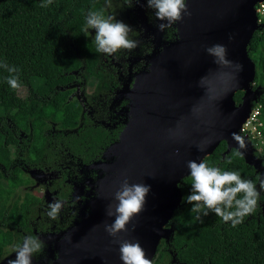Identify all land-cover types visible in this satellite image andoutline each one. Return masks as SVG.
I'll use <instances>...</instances> for the list:
<instances>
[{
	"label": "water",
	"instance_id": "water-1",
	"mask_svg": "<svg viewBox=\"0 0 264 264\" xmlns=\"http://www.w3.org/2000/svg\"><path fill=\"white\" fill-rule=\"evenodd\" d=\"M261 1L187 0L191 15L175 24V37L160 48L156 44L147 69L136 72L130 87L116 90L115 99L128 100L124 127L102 158L90 165L97 176L87 214L62 230L54 247L46 246V256L55 258L46 264H121L117 239L139 240L152 261L160 240L168 243L172 237L173 226L167 224L182 198L178 184L188 176L185 162L202 160L222 140V157L231 148L237 150L233 133L244 140L239 149L244 161L264 174L251 140L239 132L263 91L252 88L255 66L247 53L260 25L255 4ZM213 42L226 45L228 59L238 62V69L213 63L204 51ZM238 90L243 94L236 104L233 95ZM125 176L130 183L150 185V190L143 211L129 221V230L110 237L103 225L112 218L105 210ZM12 257L7 254L0 264Z\"/></svg>",
	"mask_w": 264,
	"mask_h": 264
},
{
	"label": "trees",
	"instance_id": "trees-1",
	"mask_svg": "<svg viewBox=\"0 0 264 264\" xmlns=\"http://www.w3.org/2000/svg\"><path fill=\"white\" fill-rule=\"evenodd\" d=\"M101 3L102 0H52L47 7H41L40 0H0V56L20 67L21 80L19 88L11 89L2 78L7 73L0 70V123H5V116L18 118V121L26 116L29 119L26 118L23 125L27 126L29 120L32 127H38L41 117L45 116L59 121L63 127L77 124L78 102L67 101L69 90H61L58 86L72 79H83L85 83L91 79L94 92L106 89L108 79L99 69V53L95 51L92 37L84 31L85 14L89 9H102ZM247 53L255 66L254 85L260 84L263 90L253 105H260L264 138L263 32L254 31ZM240 94L241 91L235 92V101L240 100ZM58 135L63 144H72V149L84 152L88 147L89 157L96 158L116 133L80 126L76 131ZM50 139L47 135L46 142ZM251 143L264 166V147L259 151L255 140ZM50 146L45 149L48 153L53 151ZM11 147L9 136L0 131V218L2 224L16 225L22 223L27 214L16 202L6 205L9 194L21 178L19 169L8 166ZM38 147L37 137L31 148ZM225 148L222 140L202 160L221 169L239 170L242 176L255 180L259 172L246 163L242 155H235L234 148L222 157ZM178 186L182 198L167 224L173 226L172 237L168 243L160 240L152 264H174L175 260L179 264H264V191L258 196L255 210L232 227L212 212L199 218L190 212V205L184 202L190 187L189 176ZM9 232L10 229L0 228V254L2 245L11 239ZM169 245L175 251L172 261L167 251Z\"/></svg>",
	"mask_w": 264,
	"mask_h": 264
},
{
	"label": "flooded vegetation",
	"instance_id": "flooded-vegetation-1",
	"mask_svg": "<svg viewBox=\"0 0 264 264\" xmlns=\"http://www.w3.org/2000/svg\"><path fill=\"white\" fill-rule=\"evenodd\" d=\"M143 2L144 0H140V3L133 2L129 7L125 5L124 0H108L107 3L102 0L101 6L105 15H112L130 25L129 35L137 41V46L131 50L120 49L110 55L99 53V69L106 75V80L108 79L106 89L94 92V81L91 79L88 83L83 79H72L64 86H58L61 90H69L67 101L78 102L79 111L75 126L63 127L59 121L45 116L41 117L38 127H32L29 120L27 126L23 125L28 118L26 116L20 121L18 118L5 116V123H0V131L8 135L12 142L8 166L19 169L21 174L20 183L9 194L6 205L16 202L27 214L23 222L16 225L2 224L0 218V228L10 229L11 236V239L2 245L0 260L7 254H13V243H18L25 235H34L44 241L45 247L33 259L37 264L52 263L55 258L46 256V246L54 247L61 231L79 223L87 214L88 202L94 195L92 185L97 176V172L90 165L100 160L106 146L117 139L128 116V100L124 97L115 99L116 90L123 85L130 87L136 72L147 69V57L153 52L156 44H159L160 48V45L175 37V24L163 31L158 30L152 10L143 7ZM258 22L260 25L257 30L264 33V17ZM92 31L90 29L86 34L92 37ZM256 86L262 87L260 84L254 85L253 80L252 88ZM88 87H91L90 91ZM238 91H241V99L243 91ZM40 96L42 97V93ZM80 126L98 127L100 130L115 132L116 136L111 137V142L103 147L98 157L92 158L87 154L88 147L83 149L84 152L72 149V144H63L60 141L61 136H57L58 133L76 131ZM34 134H37L39 140L37 149L31 148L32 141L37 138ZM47 135L52 138L49 143L46 142ZM47 145H51L52 152L45 150ZM53 199L63 202L60 213L54 220L44 214L47 202ZM167 251L170 260H174L175 251L171 245ZM173 263L179 264L176 260Z\"/></svg>",
	"mask_w": 264,
	"mask_h": 264
},
{
	"label": "clouds",
	"instance_id": "clouds-1",
	"mask_svg": "<svg viewBox=\"0 0 264 264\" xmlns=\"http://www.w3.org/2000/svg\"><path fill=\"white\" fill-rule=\"evenodd\" d=\"M51 2L40 0V6L47 7ZM133 2L140 3V0H124L129 7ZM142 6L152 10V16L157 21L156 28L161 31L191 15L187 0H144ZM90 29L93 30L91 34L97 53L110 55L120 49L131 50L137 46V41L129 35L130 25L112 15H105L102 9H89L85 14L84 31L87 33ZM228 38L231 39V36ZM204 51L212 57L214 64H232L238 69V62L228 59L225 44L213 42L205 45ZM0 70L7 73L2 78L9 88L17 89L21 86L18 65L10 64L0 56ZM232 136L238 145L235 155L239 156L242 154L239 149L245 146L244 140L236 133ZM185 167L190 177V187L184 202L190 205V212L198 218L212 212L221 222L235 227L255 210L258 196L264 191V174L253 180L242 176L239 170L221 169L198 159L187 160ZM149 190L150 185L143 182L130 183L127 176L119 182L112 193L113 203L105 210V215L112 218L103 225L110 237H117L119 233L129 230V221L143 211ZM62 206L60 199L50 200L44 214L54 220ZM131 228L134 229L135 225H131ZM115 242L121 264H152L139 240L117 239ZM44 247V241L38 236L25 235L18 243L11 245L13 257L7 264H33V257L41 253Z\"/></svg>",
	"mask_w": 264,
	"mask_h": 264
},
{
	"label": "built area",
	"instance_id": "built-area-1",
	"mask_svg": "<svg viewBox=\"0 0 264 264\" xmlns=\"http://www.w3.org/2000/svg\"><path fill=\"white\" fill-rule=\"evenodd\" d=\"M261 5V2L258 3ZM257 13L261 16L264 14V1L263 7H257ZM260 105H252L251 111L245 121L241 124L240 134H245L252 141L255 140V146L260 151L264 147V138L261 132L262 120L260 119Z\"/></svg>",
	"mask_w": 264,
	"mask_h": 264
},
{
	"label": "rangeland",
	"instance_id": "rangeland-1",
	"mask_svg": "<svg viewBox=\"0 0 264 264\" xmlns=\"http://www.w3.org/2000/svg\"><path fill=\"white\" fill-rule=\"evenodd\" d=\"M263 1H264V0H263ZM263 1H261V5H257V6H255V12H256V15L258 14L257 11H256V9H257V7H260V9L263 7ZM263 17H264V14L261 15V16H260V15H259V16L257 15V23H258V24H259V22H258L259 19H260V18H263ZM88 89H89V91H90V90H91V87H88Z\"/></svg>",
	"mask_w": 264,
	"mask_h": 264
}]
</instances>
